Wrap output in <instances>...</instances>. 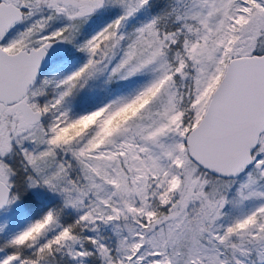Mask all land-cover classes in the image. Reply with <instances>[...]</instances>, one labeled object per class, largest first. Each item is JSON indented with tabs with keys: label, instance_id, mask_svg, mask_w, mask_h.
I'll use <instances>...</instances> for the list:
<instances>
[{
	"label": "snow or ice",
	"instance_id": "6c2138e0",
	"mask_svg": "<svg viewBox=\"0 0 264 264\" xmlns=\"http://www.w3.org/2000/svg\"><path fill=\"white\" fill-rule=\"evenodd\" d=\"M0 264H264V0H0Z\"/></svg>",
	"mask_w": 264,
	"mask_h": 264
}]
</instances>
